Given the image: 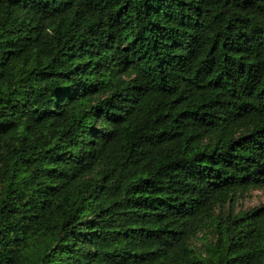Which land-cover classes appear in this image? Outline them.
<instances>
[{
  "label": "trees",
  "instance_id": "1",
  "mask_svg": "<svg viewBox=\"0 0 264 264\" xmlns=\"http://www.w3.org/2000/svg\"><path fill=\"white\" fill-rule=\"evenodd\" d=\"M263 187L264 0H0V264H264Z\"/></svg>",
  "mask_w": 264,
  "mask_h": 264
},
{
  "label": "rangeland",
  "instance_id": "2",
  "mask_svg": "<svg viewBox=\"0 0 264 264\" xmlns=\"http://www.w3.org/2000/svg\"><path fill=\"white\" fill-rule=\"evenodd\" d=\"M264 206V187L253 189L250 192L240 196L238 202L234 206L236 213L249 211L254 208ZM264 212V211H263ZM259 214L258 216H260Z\"/></svg>",
  "mask_w": 264,
  "mask_h": 264
}]
</instances>
